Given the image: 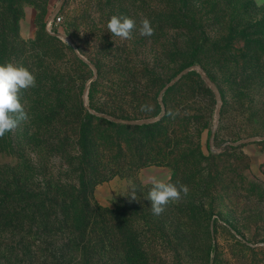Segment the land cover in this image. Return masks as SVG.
Listing matches in <instances>:
<instances>
[{
    "label": "rangeland",
    "instance_id": "374dc122",
    "mask_svg": "<svg viewBox=\"0 0 264 264\" xmlns=\"http://www.w3.org/2000/svg\"><path fill=\"white\" fill-rule=\"evenodd\" d=\"M112 15L136 21L131 40L107 30ZM5 62L36 77L28 119L4 137L34 170L43 116L61 114L71 140L79 115L110 124L111 178L91 201L110 211L108 264H264V0L0 1ZM169 176L189 192L153 215L151 179ZM28 244L21 264H42L46 242Z\"/></svg>",
    "mask_w": 264,
    "mask_h": 264
},
{
    "label": "trees",
    "instance_id": "16d2710c",
    "mask_svg": "<svg viewBox=\"0 0 264 264\" xmlns=\"http://www.w3.org/2000/svg\"><path fill=\"white\" fill-rule=\"evenodd\" d=\"M60 117L50 112L42 118L46 123L39 128L45 127L47 136L39 142L35 170L25 149L16 150L9 139L0 138V236L7 242L3 264H21L31 249L23 246L29 240L46 242L37 249L44 252L42 264H99V259L108 264L110 211L91 201L94 188L111 178L110 124L79 115L69 131L71 140L62 126L57 128ZM95 128L100 138L92 135ZM69 144L77 145L76 155L67 150ZM53 156L63 161L56 175L47 162Z\"/></svg>",
    "mask_w": 264,
    "mask_h": 264
},
{
    "label": "clouds",
    "instance_id": "9594fccd",
    "mask_svg": "<svg viewBox=\"0 0 264 264\" xmlns=\"http://www.w3.org/2000/svg\"><path fill=\"white\" fill-rule=\"evenodd\" d=\"M107 30L112 36L121 40H131L132 33L137 30L136 21L126 15H112L107 22ZM138 32L141 36L151 37L154 28L151 21L144 17L140 21ZM36 86V77L24 66H18L12 62L0 63V138L13 132L21 122L28 119V114L21 103V92ZM164 179H151V188L146 199L151 202L153 215H161L170 202H178L181 195H187V185H179ZM136 200L135 193L131 196Z\"/></svg>",
    "mask_w": 264,
    "mask_h": 264
},
{
    "label": "built area",
    "instance_id": "2783aa9c",
    "mask_svg": "<svg viewBox=\"0 0 264 264\" xmlns=\"http://www.w3.org/2000/svg\"><path fill=\"white\" fill-rule=\"evenodd\" d=\"M59 21H60V17L54 15L53 18L48 22V26L51 29V25L50 24H52V23L57 24Z\"/></svg>",
    "mask_w": 264,
    "mask_h": 264
}]
</instances>
